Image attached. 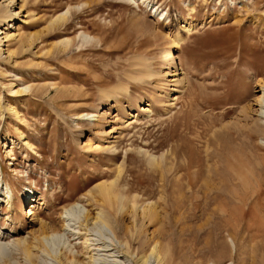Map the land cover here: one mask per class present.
Returning a JSON list of instances; mask_svg holds the SVG:
<instances>
[{"label": "rangeland", "instance_id": "1", "mask_svg": "<svg viewBox=\"0 0 264 264\" xmlns=\"http://www.w3.org/2000/svg\"><path fill=\"white\" fill-rule=\"evenodd\" d=\"M9 11L0 107L14 112H0L1 200L13 195L11 207L0 203V242L31 243L40 222L57 229L78 202L80 224L99 207L115 221L117 239L106 229L115 246L90 232L108 244L98 264H140L155 243L169 248L164 264H264V118L255 102L264 0H14ZM134 72L140 82L127 77ZM119 85L127 91L114 93ZM118 170L122 208L96 188ZM78 225L80 235L59 246L71 244L86 264Z\"/></svg>", "mask_w": 264, "mask_h": 264}, {"label": "bare ground", "instance_id": "2", "mask_svg": "<svg viewBox=\"0 0 264 264\" xmlns=\"http://www.w3.org/2000/svg\"><path fill=\"white\" fill-rule=\"evenodd\" d=\"M13 1L14 0H0V22L5 20V18H7V17L13 16L12 12L9 11V5ZM25 1L26 0H22V2H25ZM148 6H149V2H148ZM153 8L154 7L151 5V9H153ZM156 12H157V9H154V13H156ZM15 15L16 14L14 13V16ZM65 15H66V12H64L61 16H59L57 18H63ZM157 15H161L164 18L166 16V13L164 14L163 11H158ZM183 28L186 31H191L193 29V27H192V25H190V23L188 25L187 24L184 25ZM181 39H182V37L177 35V40L179 41ZM136 64H133V65H136ZM177 68L178 67H176L174 69L172 75L174 76L175 83L178 84V83L182 82L183 78L179 77V72L177 71ZM134 73H135V75L129 74V76H127V77L128 78L131 77L130 79L132 81L140 82L142 80V77L139 76L138 74H136V72H134ZM120 86L121 85H119L118 88L114 89L113 92L117 93V91H119V90L127 91V86H121V87ZM258 91L261 93H260V95H258L256 97L255 102L259 107V109H257L259 111V116H260V117H258V120H260V119L262 120V118H264V110H263V108H264V82L259 83ZM177 98L178 97L174 96L173 98L171 97V100H175ZM246 108L243 107L244 113L242 115H244V116H245V110H247ZM149 110H150V108H148V111ZM0 112H1V116L4 115V113H13L14 107L11 104H5V105L0 107ZM87 115H89V113L84 114V116H87ZM91 116H93V115H91ZM257 123L258 122H256V124H254V125H257ZM254 125L252 124V126H254ZM260 126H261V124L259 125V127ZM234 128H235V126H234ZM249 128H250V126H249ZM252 129L253 128H251V130ZM258 129H260V128H258ZM236 130H238V129H236ZM260 130H261V133L264 134V126ZM254 132H255V130H254ZM22 134L24 135V133H22ZM235 135H237V134H235ZM13 144L14 143L11 142L12 147L7 151V153H12ZM25 144L28 145L27 142ZM28 146H30V145H28ZM263 165H264V163H263ZM118 172L119 173L115 179L110 180L109 182H104L102 184H99L96 186V188H98L97 190H99V196L101 197L102 200H104V202H106L110 205L119 204V207L122 208L123 197L119 191V186H118L119 184L117 185V182L119 181L118 179H119V175L121 173V170H118ZM2 180H3L2 168L0 165V182ZM0 191H1V186H0ZM11 195H13L12 190H10V195H8V197L4 196V200H1V195H0V203H2L4 201L5 206L11 207V205H12ZM80 208H81V206L79 205L78 202H74L71 205H69L68 207H65L63 210V213L65 216L63 217L62 225H60V227H58L57 229L56 228H50L46 223L40 222L39 228L35 231L37 234L36 235L33 234L31 236L33 239V241L31 243H30V239H29L30 237L27 238L28 236L27 237L22 236V237L14 238V240L12 242H9V241L0 242V257H4V255L7 252L11 253V255H12L10 260L7 259V262L3 261V263L4 264H84L83 261H81L79 259V256H78L79 252L77 250L75 252L74 251L75 249H74V247L71 246V244H67L66 246H63V247L59 246V242L62 241V239L65 236L67 238L68 236H75L78 234L80 235V233L82 231H80L79 227H74V224L79 223L78 226H83V230H84V233H82V235L84 234L83 235L84 236L83 243L85 245V248L89 252V254L87 256V263L86 264H98V261H100V259L102 258L101 257L102 255L99 253V251L108 250L107 249L108 244L104 242V244L101 245V244L95 242V239L90 237V235H92L90 232L94 229L100 230L102 232L101 234H103L108 240L111 241L110 244L111 245L113 244L115 246L113 239L110 237L111 235H109V233L106 232V229L107 230L110 229L109 231L115 237V235L111 229L116 228L115 227L116 225L114 224L115 225L114 226L112 224V226H113L112 227L110 224L111 222L114 223L115 221L112 218L111 219L114 222L110 220V215L107 214L106 210H104L105 208L99 207L96 210V212L94 213V215H92V216H89V214L85 215L83 213L84 216H83L82 220L84 221V223H81L82 224L81 225L80 222H77L80 219V212H81ZM77 211H78V214H77ZM252 214H253V210H252ZM252 219H254V218H252ZM260 220H261V222H260L261 225L259 227H257V226L256 227L258 228L259 232L264 233V220H263V223H262V219H260ZM249 226L251 227L252 225H249ZM253 226H255V225H253ZM110 227H112V228H110ZM114 230L116 231V229H114ZM1 239H3V237ZM50 241H51V243H50ZM117 247H119V246H117ZM159 247H160V245H157V243H155L152 246V248L150 249L149 253L142 254L139 257L137 263L140 262V264H148V262L150 260H153V262L155 264H164L165 260L170 255V251H169L168 247H164L163 249H160L161 247L160 248ZM224 249H225L224 256L229 255L230 252L232 253V249L229 250L228 247H224ZM220 251H221V249H220ZM221 259L222 258L219 257L218 260H216L212 264H221V262H222Z\"/></svg>", "mask_w": 264, "mask_h": 264}]
</instances>
